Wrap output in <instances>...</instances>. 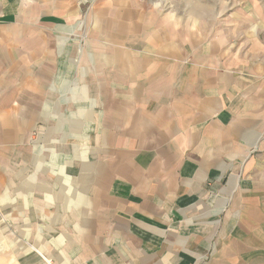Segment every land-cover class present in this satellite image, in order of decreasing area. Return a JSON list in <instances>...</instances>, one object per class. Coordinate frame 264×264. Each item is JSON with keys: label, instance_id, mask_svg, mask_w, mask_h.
<instances>
[{"label": "crops", "instance_id": "0c3cea01", "mask_svg": "<svg viewBox=\"0 0 264 264\" xmlns=\"http://www.w3.org/2000/svg\"><path fill=\"white\" fill-rule=\"evenodd\" d=\"M78 2L0 0V264H264L254 22L101 0L78 52Z\"/></svg>", "mask_w": 264, "mask_h": 264}, {"label": "rangeland", "instance_id": "374dc122", "mask_svg": "<svg viewBox=\"0 0 264 264\" xmlns=\"http://www.w3.org/2000/svg\"><path fill=\"white\" fill-rule=\"evenodd\" d=\"M99 1L101 0H79L78 4L80 5L81 8V17L77 20L76 25L78 24V26H80L81 23H83L84 24L83 28L79 29L75 27V29L72 32L67 34L66 38L61 39V41H66L64 45L61 44V46H65V48L68 49V48H72L74 45L76 46L78 52H81L83 50L86 42L90 39L91 27H92V25L87 26L86 21L88 16L93 13L94 8L97 6ZM193 1H195L196 3L200 2L201 4H204L208 0H193ZM170 3L171 2H169V4ZM187 4H192V0H189ZM225 4L229 6L230 11L232 12L231 17H233L234 21H239L242 18H247L248 20L254 22V26L251 27V29L249 28L248 30H243L246 31L243 34L241 33L237 34L238 42L241 44L244 43V45L242 44L244 55H247L248 57L251 58L253 51L251 52L250 50H255V48H264V0H217V5L219 6V8L221 6H224ZM230 11L220 14V17L218 19L223 20L225 17L230 15ZM227 19H230V17H227ZM59 44L60 43H58V46ZM74 72H75V67L73 68V70L69 71L71 76H73ZM70 79L68 80L69 85H71L74 81ZM47 128H48L47 125L43 126L44 130ZM36 142L37 140L35 141V139L32 138V140L30 141L31 146L33 147L37 146ZM71 143L73 145V148L74 146H77L76 142H71ZM41 148L43 149V145H41ZM48 157L49 155H47L46 153L44 154L43 150H41V153L37 158L41 164H45V160H47Z\"/></svg>", "mask_w": 264, "mask_h": 264}]
</instances>
